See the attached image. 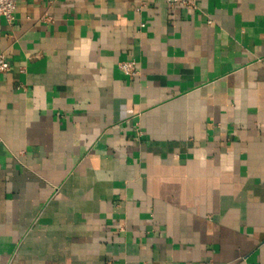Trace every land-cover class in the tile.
<instances>
[{
    "label": "crops",
    "instance_id": "0c3cea01",
    "mask_svg": "<svg viewBox=\"0 0 264 264\" xmlns=\"http://www.w3.org/2000/svg\"><path fill=\"white\" fill-rule=\"evenodd\" d=\"M0 55V264H264V0H19Z\"/></svg>",
    "mask_w": 264,
    "mask_h": 264
},
{
    "label": "built area",
    "instance_id": "2783aa9c",
    "mask_svg": "<svg viewBox=\"0 0 264 264\" xmlns=\"http://www.w3.org/2000/svg\"><path fill=\"white\" fill-rule=\"evenodd\" d=\"M19 0H0V17H3L7 22H12L14 19V12ZM166 4L170 8H182L189 11L196 9V0H165ZM142 6H139L136 11L140 12ZM140 27H144L143 24ZM119 71L132 79L139 74V70L135 62H120L118 64ZM9 70V64L4 56L0 55V73L7 72ZM104 264H112V262H106Z\"/></svg>",
    "mask_w": 264,
    "mask_h": 264
}]
</instances>
